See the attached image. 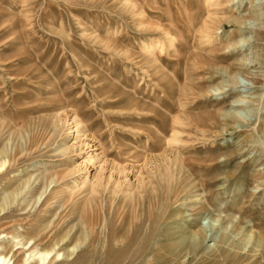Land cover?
I'll return each mask as SVG.
<instances>
[{
  "label": "rangeland",
  "instance_id": "obj_1",
  "mask_svg": "<svg viewBox=\"0 0 264 264\" xmlns=\"http://www.w3.org/2000/svg\"><path fill=\"white\" fill-rule=\"evenodd\" d=\"M0 257L264 264V0H0Z\"/></svg>",
  "mask_w": 264,
  "mask_h": 264
},
{
  "label": "bare ground",
  "instance_id": "obj_2",
  "mask_svg": "<svg viewBox=\"0 0 264 264\" xmlns=\"http://www.w3.org/2000/svg\"><path fill=\"white\" fill-rule=\"evenodd\" d=\"M233 83H234V81H233ZM129 171V170H128ZM131 173H132V171H131ZM127 174H130V172L129 173H127ZM204 234H202V233H200V234H198V239H200L201 237H204L203 236ZM205 238V237H204ZM206 239V238H205ZM198 242H199V240L196 242V241H194L193 242V246H190L189 245V250H190V252L192 251V252H196L197 251V247L199 246V244H198ZM187 252V251H186ZM225 253V255H224V258H226V259H228L230 256H229V254L228 253H226V252H224ZM191 255V254H190ZM0 259H1V257H0ZM3 259H4V257H3Z\"/></svg>",
  "mask_w": 264,
  "mask_h": 264
}]
</instances>
